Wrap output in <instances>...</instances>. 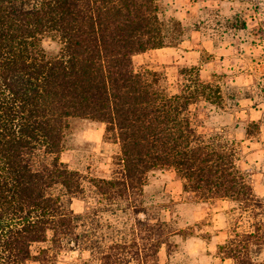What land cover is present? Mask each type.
<instances>
[{
    "label": "trees",
    "instance_id": "16d2710c",
    "mask_svg": "<svg viewBox=\"0 0 264 264\" xmlns=\"http://www.w3.org/2000/svg\"><path fill=\"white\" fill-rule=\"evenodd\" d=\"M187 31L165 17L161 0H0V264H56L71 251L97 264H172L158 252L170 250L176 229L145 206L157 170L174 171L202 199L250 210L252 228L218 250L233 264H264V197L238 167L234 144L195 124L193 105L221 104V86L184 67L169 93L160 73L135 65L136 54L180 44ZM75 118L103 123L119 144L109 176L62 160ZM87 188L88 205L75 212L72 198Z\"/></svg>",
    "mask_w": 264,
    "mask_h": 264
},
{
    "label": "rangeland",
    "instance_id": "374dc122",
    "mask_svg": "<svg viewBox=\"0 0 264 264\" xmlns=\"http://www.w3.org/2000/svg\"><path fill=\"white\" fill-rule=\"evenodd\" d=\"M161 4L166 18L183 21L188 36L175 46L136 54L137 69L160 73L169 93L179 90L184 67L198 68L202 78L221 86V104L200 101L193 105L195 124L207 137L220 135L234 144L238 167L255 193L264 197V0H161ZM237 16L245 20V27L233 26ZM47 47L55 50L56 44L48 42ZM104 132L101 122L72 119L62 160L85 175L109 176L120 147L105 138ZM91 195L87 188L74 196L71 208L83 212ZM145 206L150 216L165 218L176 229L169 236L170 250L166 244L159 249L163 263L233 264V260L221 258L218 246L235 230L251 229L256 221L250 210L244 211L234 200L202 199L186 191L184 180L170 170L151 174L145 187ZM104 217L117 220L109 212ZM56 264L97 262L86 252L71 251L60 255Z\"/></svg>",
    "mask_w": 264,
    "mask_h": 264
}]
</instances>
